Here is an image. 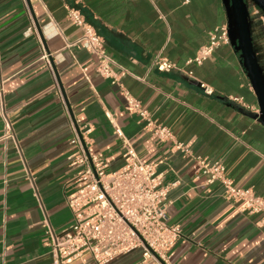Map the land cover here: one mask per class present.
<instances>
[{
	"label": "crops",
	"instance_id": "obj_1",
	"mask_svg": "<svg viewBox=\"0 0 264 264\" xmlns=\"http://www.w3.org/2000/svg\"><path fill=\"white\" fill-rule=\"evenodd\" d=\"M29 1L33 14L26 0H0L4 107L15 134V140H0V264H51L45 221L59 233L71 220L65 197L79 184L69 167L75 148L72 118L58 80L107 172L125 164L109 112L139 159L155 165L162 184L175 182L166 213L181 236L169 264H264L261 214L242 211L226 198L219 181L207 184L194 158L219 160L234 186L251 188L264 199V123L256 115L257 99L239 52L230 41L218 42L200 64L186 63L209 42L210 31L227 25L222 0ZM69 7L83 13L105 51L126 68L118 74L119 84L192 156L143 129L145 122L127 110L120 86L96 73L95 56L80 45L66 46L81 34L66 19ZM258 13L249 11L263 36L262 54L264 18ZM43 53L53 59L57 75ZM156 54L182 71H159L152 64ZM200 82L212 93H205ZM141 253L136 248L102 264H140ZM71 264L97 263L84 254Z\"/></svg>",
	"mask_w": 264,
	"mask_h": 264
},
{
	"label": "built area",
	"instance_id": "obj_2",
	"mask_svg": "<svg viewBox=\"0 0 264 264\" xmlns=\"http://www.w3.org/2000/svg\"><path fill=\"white\" fill-rule=\"evenodd\" d=\"M188 0H184L187 2ZM67 21L81 28L80 36L67 41L66 46L80 45L96 58V73L118 84L126 101L129 112L136 113L143 120V129L161 141H172V148L189 156L191 152L181 142L174 140L172 131L150 119L148 111L140 101L119 84V72H127L120 63L104 49L103 39L86 21L83 13L69 7ZM33 32L32 29L29 30ZM218 42H229L227 25L209 32V42L201 46L196 55L186 63L200 64L211 53ZM41 58L50 66L49 56ZM159 71L179 70L182 68L161 54H156L152 63ZM5 78L0 71V120L2 132L0 140H15L9 115L4 107ZM199 86L205 93L212 90L204 83ZM238 101V98H231ZM121 140L125 164L122 168L107 172L106 164L93 153L76 120H71L73 136L70 143L74 151L70 155L69 167L75 171L77 188L65 197L71 210V220L57 233L48 221L44 240L52 254L51 264H71L89 254L97 264H102L114 256L140 248V264H169L173 248L181 236L180 227L167 220L166 197L169 188L175 184H162V175L156 174L155 165L141 161L129 138L114 122L111 114L106 113ZM75 125L78 126L81 138ZM197 170L205 176L207 184L219 181L225 189L226 198L240 204L242 211L261 214L260 223L264 224V199L251 188L236 187L224 174L223 164L216 159L195 156Z\"/></svg>",
	"mask_w": 264,
	"mask_h": 264
},
{
	"label": "water",
	"instance_id": "obj_3",
	"mask_svg": "<svg viewBox=\"0 0 264 264\" xmlns=\"http://www.w3.org/2000/svg\"><path fill=\"white\" fill-rule=\"evenodd\" d=\"M29 9L31 10L30 1L26 0ZM225 12L227 15V28L228 37L231 45L239 52L242 64L246 71L247 77L251 83L252 89L255 93L258 113L257 117L264 123V73L257 60V55L255 53L252 36H251V20L248 10V3L251 2L264 14V0H222ZM33 14V13H32ZM37 31L45 46V50L48 52L45 41L42 38V32L38 24ZM51 66L56 74V68L53 64V59L49 58ZM57 75V74H56ZM58 80V77H57ZM59 88L61 90L65 104L69 110L72 120L75 119L72 116V112L68 102L66 101L65 94L62 90V86L58 80ZM78 135L81 138V133L77 125H75Z\"/></svg>",
	"mask_w": 264,
	"mask_h": 264
},
{
	"label": "rangeland",
	"instance_id": "obj_4",
	"mask_svg": "<svg viewBox=\"0 0 264 264\" xmlns=\"http://www.w3.org/2000/svg\"><path fill=\"white\" fill-rule=\"evenodd\" d=\"M249 11L253 12L255 9L258 10V14H260L263 18H264V14L260 11V9H258L255 5H253L251 2H249ZM250 26H251V36H252V42H253V47H254V50H255V53L257 55V60L259 62V65L261 66L262 70H263V73H264V48H263V52L262 54L260 53V51L258 50L259 49V41L260 39L262 40L263 39V36H261L260 34L256 33V28H255V24H252L250 23Z\"/></svg>",
	"mask_w": 264,
	"mask_h": 264
},
{
	"label": "flooded vegetation",
	"instance_id": "obj_5",
	"mask_svg": "<svg viewBox=\"0 0 264 264\" xmlns=\"http://www.w3.org/2000/svg\"><path fill=\"white\" fill-rule=\"evenodd\" d=\"M249 7H250V5H249V3H248V10H249ZM251 8V7H250ZM252 26H253V24H252Z\"/></svg>",
	"mask_w": 264,
	"mask_h": 264
}]
</instances>
